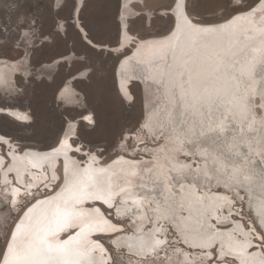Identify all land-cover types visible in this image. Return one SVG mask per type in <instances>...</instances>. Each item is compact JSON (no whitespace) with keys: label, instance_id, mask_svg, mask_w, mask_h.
I'll list each match as a JSON object with an SVG mask.
<instances>
[{"label":"bare ground","instance_id":"6f19581e","mask_svg":"<svg viewBox=\"0 0 264 264\" xmlns=\"http://www.w3.org/2000/svg\"><path fill=\"white\" fill-rule=\"evenodd\" d=\"M143 1L119 0L116 15L118 36L115 47L92 44L96 48L103 47L102 49L106 48L116 53L129 50L117 60L113 69L117 91L127 102L133 98L129 87L134 83H137L141 89L139 83L141 82L146 92L155 91L151 92L152 95L148 100H144V119L142 118L138 129L146 137H149V129H158L155 138L152 136L150 138L152 141H157L161 137L162 140L155 144V147L143 148L142 145L145 143L141 142L138 136H133L137 138L138 148L135 151L120 152L110 160L102 162L97 151H84L82 146L77 144L66 154L63 151L56 153L55 150L60 148L61 140L67 139L71 144L76 139L78 120H68L66 124L64 122L65 126L63 125L57 142L48 149L26 147L19 150L15 143L0 134L2 138L0 145L6 149V154H1L0 146V196L7 199L11 210L16 212L19 211L23 199H31L27 207L18 214L10 229L14 231L21 219L27 223L25 212L28 208H34L33 221L44 214L49 216L52 214L55 202L38 204L37 201H51L57 193L63 192L66 187L65 165L68 168V178H72L73 171L82 172L84 168L90 166L105 189L111 184V190L115 193L112 203L119 199V206L114 212L116 218L120 220L123 216H128L127 212H129L130 231L121 232L124 228L121 223L110 219V224H115L117 231L108 227L104 231L97 229L82 233L81 229L86 224L99 223L102 219L94 211V208H101V205H98L96 201L95 203L85 200L80 204L69 205L74 215L68 220L64 231H61L58 237H50V239L68 240L71 237L72 245L77 247V250L90 249L97 260L102 258L106 264H109L112 258L105 244L100 241L102 236H109V243L115 249H120V245L130 250L134 248L138 252L142 245L151 244L153 237L158 239L155 232H163L159 225L166 223L177 235L176 241L183 242L179 243L181 246L187 249L192 248L191 251L185 249L187 251L181 254L179 260L187 256L186 259L190 261L189 257L193 255L195 260L192 264H201L206 259L205 253L211 252L209 250L215 245L214 249L219 250V253L221 249L226 250L229 256H231L230 253H236L237 256L228 257L235 260V264H260L250 253L255 248L248 251L250 248L248 238L245 240L238 236L237 239L227 235L221 237V234L212 233L210 229L206 231L208 228L205 227L204 216L211 214L217 207L229 210L232 203L224 191L212 188V183L226 184V187L241 185L244 187L248 197L247 203L260 228L259 214L264 212V197L259 191V174L254 163L240 159L239 155L247 150L252 154L251 158L261 159L260 154L264 152V125L259 123V118L264 116V109L260 108L259 115H256L252 109L253 99L257 98L260 104L261 93L264 92V72L261 71L264 66V34L258 31L262 27L259 9L264 5V0H259L258 3L253 4L252 8L238 11L221 21L200 24V28L207 29L208 32L191 37L180 35L176 28V16L174 19L172 10L163 9L159 14L171 16L172 23H175L174 28L170 27L162 35L141 39L128 31V21L138 15L133 5ZM75 3L77 8L76 10L73 8L72 14L77 18L83 0H76ZM121 5L126 7L122 8ZM76 26L82 31L83 35L75 27L81 40L85 42L82 37H85V32L79 24ZM173 45L177 46L175 54L171 51ZM182 50L185 53L199 50L204 60L202 67L207 74V87L214 95L218 93L219 96L211 108L206 103L202 106L196 103L193 108L192 105L195 102L191 96L178 105L180 90L172 86L175 64L185 60L191 63L189 55H183ZM27 55L29 57V54ZM217 55L225 59L226 69L221 68L218 73H213ZM75 60L76 58L71 55L57 58L50 64H43L38 71L45 66L50 67V72L48 70L41 73V77L50 80L49 75L57 70L59 64H70ZM197 63L200 61L198 60ZM249 65H254L255 70L251 73L248 71ZM1 66L8 69L10 77L17 75L20 70L18 62L5 58H0ZM74 75L73 79H76L77 75ZM161 79L164 81L163 84L160 82ZM155 99L156 103L153 102ZM245 100L251 101L248 115L244 113ZM0 113L18 123L29 122L28 113L20 109L3 108ZM253 115L256 122L253 121ZM18 117H27V119H18ZM66 118H64L65 121ZM79 120L84 121L82 118ZM84 122L87 123V121ZM130 135L125 133L122 136L118 146L120 149L124 147L127 139L132 138ZM190 146L197 148L196 154L200 158L189 152ZM76 147H79L81 151L76 152ZM78 154L85 156V162L79 159ZM139 154H141L140 157ZM224 158H229L230 165L225 163ZM262 163L264 168V160ZM189 165L192 168L203 165L201 177L189 170ZM57 167L60 174L57 173ZM99 169H104V172L99 173ZM53 175L57 179H52ZM245 176L249 179L245 180ZM209 179H211L210 184H208ZM13 189H18L15 197L16 205L12 204ZM121 189L124 191L121 192ZM38 192L41 195H36ZM64 198H69L68 193H64ZM60 203L63 208V201ZM210 221L215 223L213 219ZM219 224L221 228L231 226L229 222L219 221ZM132 228H136V231H132ZM251 228L253 230L254 227L251 226ZM214 230L218 232V227ZM8 239H11L10 232ZM20 239L25 240V237L21 235ZM93 242L101 247L91 248ZM206 244H210V247H202ZM196 248L200 249L199 253L192 251ZM259 248L264 255V247ZM262 264H264V257H262Z\"/></svg>","mask_w":264,"mask_h":264},{"label":"rangeland","instance_id":"374dc122","mask_svg":"<svg viewBox=\"0 0 264 264\" xmlns=\"http://www.w3.org/2000/svg\"><path fill=\"white\" fill-rule=\"evenodd\" d=\"M167 2L168 0H144L143 3L134 4L133 7L138 15L133 20L128 21V29L129 27L132 29V31H128L139 38L166 33L171 27L173 19L171 16H163L159 13L166 9L161 5ZM236 2L237 0H194V4L190 5V11L193 13V19L214 23L226 19L238 11L248 9L246 5L251 3L252 0H240L238 5ZM118 4L119 0H83L82 8L74 23H71L73 8L61 10L59 7H54L51 14H49L44 7H41L38 11L34 10L37 15V22L32 25L31 39L21 40L20 38L28 29L23 28L17 32L16 20L18 18L15 10L11 9L4 0H0V8H3L5 12L3 25H6L9 29L6 38L0 39V58L18 62L20 65L18 74L13 77H10L8 69L0 67V101H3L6 105L3 108L20 109L27 112L29 116V122L18 123L8 116L2 115L4 114L3 112L2 114L0 113V134L15 143L19 150L26 147L38 149L53 147L61 135L63 125L65 126L68 120L72 121L79 116L75 139L77 140L81 125L87 124L79 120L83 115L93 116L97 121V125L94 131L89 132L86 138L77 140L76 144L81 145L84 151H97L102 162L110 160L117 153L135 151L138 148L135 136H138V139L145 143L142 145L143 148L155 147V144L162 140L161 137L157 141H152L150 138L151 136L155 138L159 131L158 129H149V137H146L138 129L144 113V102L139 85L134 83L129 87L133 97L130 102L123 99L117 91L113 69L117 60L127 54L129 50L122 51L123 53H116L110 52L106 48L102 49L103 47L99 49L93 46V44H96L107 45L110 48L115 47L118 36L116 17ZM237 8L240 10H234ZM69 12L71 13L70 18L67 20L62 19V17H68ZM76 24H79L85 33H90L93 41H95L92 44L93 47L88 46L81 40L80 34L75 29L77 27ZM2 30L0 28V31ZM49 31H58L59 37L41 35L42 32L48 33ZM27 54H29L30 64L27 62ZM70 55L76 60L70 64H59L57 70L52 73L51 80L41 77V73L48 70V72L51 71L48 66L38 71L43 64H50L57 58ZM73 74L77 75L76 79L72 78L63 83L69 75ZM151 92L154 93L155 91L150 90L146 93L147 100L152 95ZM153 102L156 103V99ZM258 105L257 98H254L252 109L256 115L260 114ZM65 117H67L66 121L64 120ZM29 125L32 127H29ZM37 128L42 129V131L34 134V130ZM146 129L148 131V128ZM125 133H130L132 138L127 139L124 147L120 149L118 146ZM188 148L190 153L198 157L196 147L190 146ZM1 154H6V149L3 146H1ZM77 156L81 161L85 162L86 158L84 155L78 154ZM239 156L240 159L247 160L255 165L258 164L259 167L263 168L262 159L259 157L251 158L252 154L249 151H242ZM224 160L225 163L230 165L231 161L229 158H224ZM202 166L196 165L195 168H192L189 165L188 168L201 177ZM256 170L257 174H259L257 167ZM57 173L60 174L59 168ZM210 183L211 179L208 180V184ZM212 184V188L224 191L232 203H230L229 210L217 207L213 209L211 214L204 216L205 227L208 228L206 231L210 229L212 233L221 234V237L227 235L237 239L238 236L245 240L248 238L250 241L248 243L250 246L248 251L254 247L255 249L251 250L250 253L254 255L258 263L262 264L264 255L259 251V247L263 248L264 246L261 245L259 232L253 231L251 226L256 229L260 228L247 203L248 197L244 187L241 185H229L230 187H226V184L221 183L218 185ZM237 193H239V196ZM36 195H41V193L38 192ZM240 196L244 198L240 199ZM30 201L31 199L29 198L23 199L21 206L28 205ZM96 202L101 205L103 211L110 213V219L121 223L124 227L121 232L130 231L129 212H127L128 216H123L120 220L114 215L115 208L120 203L119 199L115 201L114 207L110 210L107 205H103L99 201ZM20 209L18 212L11 210L8 200L0 196V243L4 241L8 230L21 212ZM231 218H233L232 221ZM210 219L215 220V223L213 224ZM219 221L229 222L231 226L221 228L219 227ZM253 221H256L255 225ZM217 227L218 232L214 230ZM159 228L164 231L155 232V235L157 234L158 239L165 241V243L161 244L157 249L158 256L154 254L152 258L163 261V264H192L195 257L191 254H188L189 256L191 255L189 257L190 261L186 259L188 258L187 256L179 260L183 252L191 251L192 248L187 249L181 246L179 244L181 240L180 242L179 240L176 241L177 235H175L173 228L169 227L168 224L162 223ZM135 229L132 228V231L135 232ZM108 237L102 236L100 241L105 244L111 255L112 259L109 264H113V260H115V264H136L139 259L135 258L136 256L139 257L136 254L139 253L136 249L130 250L120 245V249H115L114 246L110 245ZM211 248L209 251H212L215 245ZM192 251L199 253L200 249L196 248V250ZM224 251L227 252L226 250ZM215 252L219 253V250H215ZM230 255L237 256L236 253H230ZM231 256L228 255V257ZM129 257H131V262ZM228 259L232 260L231 258Z\"/></svg>","mask_w":264,"mask_h":264},{"label":"snow or ice","instance_id":"6c2138e0","mask_svg":"<svg viewBox=\"0 0 264 264\" xmlns=\"http://www.w3.org/2000/svg\"><path fill=\"white\" fill-rule=\"evenodd\" d=\"M5 3L11 9L15 10L17 20H16V29L19 32L20 29L27 28L28 31L20 38L21 40L31 39V33L33 31L32 25L37 22V15L34 13V10L38 11L41 7H44L49 14L54 7H59L61 10L64 8H75V0H4ZM259 0H252L251 3L247 4V8H252L253 4L258 3ZM240 3V0H237V4ZM194 4V0H168V2L162 7L172 10L173 14L176 16V28L177 32L180 35L184 36H193L199 35L204 32L207 33V29H201L200 24L208 23L201 19H193L192 11H190V5ZM120 7L124 8L126 5H121ZM234 10H240L239 8ZM260 23L262 27L258 29L262 34H264V5L259 9ZM5 15L4 9L0 8V28L3 30L0 31V39L6 38L7 32L9 29L6 25H3V16ZM59 15V13H57ZM71 13L69 12L68 17H62V19L67 20L70 18ZM123 16V12H121ZM171 20V18H170ZM132 31L131 27L128 29ZM223 30V27H221ZM41 35L44 36H55L59 37V32L48 33L42 32ZM176 34H174L175 36ZM85 39L89 40L90 43H94L89 32L85 33ZM142 39V38H141ZM176 45L171 47V51L175 54ZM183 55H189L188 60L183 61L182 63L175 64V76L173 77V87H178L180 90L179 100L177 101L178 105L181 101H187L188 97L191 96L193 101V108H195L196 103H199L201 106L207 104L210 108L213 106L219 96L218 93L215 95L207 87V74L205 73L202 65L204 60L201 58L199 50H192L191 53H185L182 50ZM200 63H197V61ZM216 66L213 69V73H218L221 68L226 69L225 59L219 55L216 56ZM175 63V58H174ZM254 65L248 66V71L253 72ZM261 71L264 72V66H262ZM243 74V69H242ZM178 78V79H177ZM236 78V77H233ZM161 84L164 83L161 79ZM175 95V93H174ZM251 104L250 100L244 101V113L248 115L250 112L249 105ZM6 105L3 101H0V110L3 109ZM259 108L264 109V92L261 93V103L258 105ZM18 119H27V117H18ZM82 119L87 121V124H82L80 132L77 136V140L86 138L89 132L94 131L97 125V121L91 115H83ZM253 121L256 122V118L253 115ZM259 123L264 125V116L259 118ZM29 127H32L29 125ZM223 129L221 128V131ZM42 129L37 128L34 130V134H38ZM2 139V138H0ZM77 140H73L69 144L67 139L60 141V148L56 149V153L59 154L63 151L65 154L67 151L71 150L74 145H76ZM6 142V141H5ZM2 146V145H0ZM76 152L81 151L79 147L75 148ZM261 159L264 160V152L261 154ZM94 159V158H93ZM259 170V191L261 196L264 197V168L259 167V165H254ZM99 173H103L104 169H99ZM68 168L65 165V189L62 193H57L51 201H37L38 204H52L55 202V207L52 214L49 216L47 214L42 215L41 217L33 221L32 213L34 208H28L25 212V217L27 218V223L24 219H21L19 223L16 224L15 230H8L10 232L11 239H8L6 234L5 239L0 243V264H106V262L101 258L97 260L93 255L91 250L79 251L77 247L72 245L73 238L68 240H52L50 237H58L61 231H64L67 226L68 220L71 218L74 213L70 210L69 205L80 204L85 200L99 201L103 205H107V208L110 210L114 207L112 203L113 196L115 193L111 190V184L108 185V188L105 189L102 186L101 180L97 175L94 174L91 167H86L82 172L73 171L72 178L67 176ZM52 179H57L53 175ZM249 177L245 176V180H248ZM124 189H121L123 192ZM18 193V189H13L12 195V204L16 205L17 201L15 199ZM64 193H68L69 198H64ZM31 193H29L30 195ZM239 196V193H237ZM243 199V196L239 197ZM235 199V197H234ZM60 201H63V208L61 207ZM27 207V205L21 206V211ZM94 211L99 214L102 219L99 223L86 224L81 232H91L97 229L104 231L108 227H111L113 231H117L115 224H110V213L102 211L100 207L94 208ZM119 210H117V215H119ZM260 216V229H264V212L259 214ZM253 224H256V221H253ZM254 228L253 231L259 232V238L261 245L264 246V230ZM23 235L25 240H21L20 236ZM165 241L161 239H156L153 237L151 244L142 245L139 253L137 255L140 257L136 264H163V261L152 258L155 254L158 256L157 249ZM99 244L93 242L91 248H99ZM202 247H210V244L203 245ZM103 252V249L101 248ZM228 252H225L221 249V252L217 254L215 249L211 252L205 253L206 259L201 262V264H235V260L228 259ZM131 262V257H129ZM115 264V260H113Z\"/></svg>","mask_w":264,"mask_h":264},{"label":"water","instance_id":"95a60500","mask_svg":"<svg viewBox=\"0 0 264 264\" xmlns=\"http://www.w3.org/2000/svg\"><path fill=\"white\" fill-rule=\"evenodd\" d=\"M76 8H77V5H76V7H75V10H76ZM169 11H171V10H169ZM173 17H174V19H175V15L173 14ZM75 20H76V16H74L73 14H72V19H71V23H74L75 22ZM126 22V21H125ZM174 26H175V23L173 22L172 24H171V28H174ZM77 29L80 31V33H81V35H82V31L79 29V27H77ZM83 37V39H84V41L88 44V45H90V47H93L92 46V43H90L89 41H86V39H85V37L84 36H82ZM27 62L30 64V59H29V57L27 58ZM30 67H31V65H30ZM32 72V71H31ZM32 74H34V72H32ZM75 75L73 74V75H69L64 81L66 82L67 80H69V79H72L73 77H74ZM49 78H50V80L52 79V74H50L49 75ZM63 81V82H64ZM148 82V81H147ZM140 83V85H141V87L143 88V84L141 83V82H139ZM150 84H152V83H150ZM146 85H148V84H146ZM125 86H127V84H125ZM149 86V85H148ZM142 88H141V93H142V98H143V102H144V100L146 99V91L144 90V88H143V90H142ZM79 118V116L78 117H75L74 118V120H77ZM143 119H144V113H143ZM142 119V120H143ZM8 233L9 232H7V235H8ZM180 243H182V242H180ZM185 247H186V245H185ZM139 252V251H138Z\"/></svg>","mask_w":264,"mask_h":264},{"label":"crops","instance_id":"0c3cea01","mask_svg":"<svg viewBox=\"0 0 264 264\" xmlns=\"http://www.w3.org/2000/svg\"><path fill=\"white\" fill-rule=\"evenodd\" d=\"M118 6H119V4H118ZM193 17H195V16H193Z\"/></svg>","mask_w":264,"mask_h":264},{"label":"flooded vegetation","instance_id":"af4514ba","mask_svg":"<svg viewBox=\"0 0 264 264\" xmlns=\"http://www.w3.org/2000/svg\"><path fill=\"white\" fill-rule=\"evenodd\" d=\"M64 24V23H63Z\"/></svg>","mask_w":264,"mask_h":264}]
</instances>
